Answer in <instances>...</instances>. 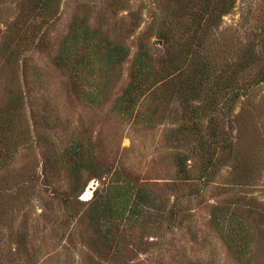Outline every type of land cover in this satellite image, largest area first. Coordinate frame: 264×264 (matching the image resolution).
<instances>
[{
	"label": "rangeland",
	"instance_id": "rangeland-1",
	"mask_svg": "<svg viewBox=\"0 0 264 264\" xmlns=\"http://www.w3.org/2000/svg\"><path fill=\"white\" fill-rule=\"evenodd\" d=\"M221 1L0 0V264H264V0Z\"/></svg>",
	"mask_w": 264,
	"mask_h": 264
},
{
	"label": "trees",
	"instance_id": "trees-1",
	"mask_svg": "<svg viewBox=\"0 0 264 264\" xmlns=\"http://www.w3.org/2000/svg\"><path fill=\"white\" fill-rule=\"evenodd\" d=\"M225 1V0H224ZM220 7L217 6V8H220L221 13L227 12L226 6H222V1L220 0ZM205 13H213L214 11H211L209 8L204 10ZM194 42L201 43V40L196 39ZM118 50L121 52L124 51L122 46H117ZM189 49V50H188ZM187 51H185L182 56L181 60L182 63V74L183 79L181 83V90H180V96L182 97L183 101L186 103H190L192 98L196 96V94L199 91L200 85L202 81L204 80V75L206 71V67H204L203 61L201 60L200 54H197L193 48V42L186 48ZM148 197H145L144 200H148Z\"/></svg>",
	"mask_w": 264,
	"mask_h": 264
},
{
	"label": "bare ground",
	"instance_id": "bare-ground-1",
	"mask_svg": "<svg viewBox=\"0 0 264 264\" xmlns=\"http://www.w3.org/2000/svg\"><path fill=\"white\" fill-rule=\"evenodd\" d=\"M88 193H89V194H91V193H92V190H91V188H90V189H88Z\"/></svg>",
	"mask_w": 264,
	"mask_h": 264
}]
</instances>
